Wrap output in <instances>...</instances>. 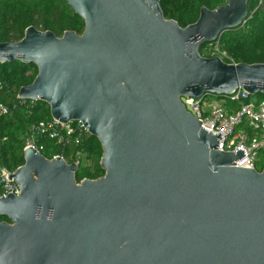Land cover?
Returning a JSON list of instances; mask_svg holds the SVG:
<instances>
[{
  "label": "water",
  "instance_id": "1",
  "mask_svg": "<svg viewBox=\"0 0 264 264\" xmlns=\"http://www.w3.org/2000/svg\"><path fill=\"white\" fill-rule=\"evenodd\" d=\"M251 0L201 8L182 28L160 0H66L85 24L62 37L34 27L0 43V64L34 67L21 101L81 123L104 176L24 150L0 198V264H264V168L218 150L181 99L264 96V64H228L201 49L245 24Z\"/></svg>",
  "mask_w": 264,
  "mask_h": 264
},
{
  "label": "trees",
  "instance_id": "2",
  "mask_svg": "<svg viewBox=\"0 0 264 264\" xmlns=\"http://www.w3.org/2000/svg\"><path fill=\"white\" fill-rule=\"evenodd\" d=\"M227 0H160L166 19L176 21L182 28L197 22L200 10L206 7L215 10ZM34 27L42 32H52L62 37L65 32H84V21L74 13L66 0H0V43H17L24 38L25 31ZM224 60L235 64H264V0H251L249 16L244 25L226 32L218 42ZM207 48V47H206ZM205 49V48H204ZM213 57L212 52L204 55ZM37 70L20 63L0 64V81L4 91L0 99L6 104L19 103V90L33 83ZM264 98V96H259ZM50 108L43 102L23 101L11 116L0 117V153L3 166L15 172L24 165V146L30 127L39 122L51 121ZM41 153L51 160L61 156L68 163L80 162L76 175L78 183L84 179L96 180L104 176L100 167L102 148L99 141L89 136L81 147H62L54 141L43 140ZM80 153L77 160L76 155ZM93 161L94 169L89 168ZM259 167V166H258ZM262 171L263 166L258 168ZM2 188L0 186V196ZM1 221H7L0 218Z\"/></svg>",
  "mask_w": 264,
  "mask_h": 264
},
{
  "label": "built area",
  "instance_id": "3",
  "mask_svg": "<svg viewBox=\"0 0 264 264\" xmlns=\"http://www.w3.org/2000/svg\"><path fill=\"white\" fill-rule=\"evenodd\" d=\"M216 45L217 50L212 52V56L224 60L226 54L220 53L218 43ZM228 64L235 63L230 61ZM4 88V83L0 81V92H3ZM181 101L186 110L202 123L205 130L213 135H222L218 145L220 152L235 153L238 150L245 152V156L236 162L237 168L257 170L259 163L264 161V98L238 90L231 96L223 98L206 96L199 100L183 98ZM22 103L20 100L19 103L6 104L0 99V117L13 115ZM88 137L89 133L81 123L64 125L52 119L30 127L24 150L32 148L41 153L43 140L54 141L62 147H81ZM79 157L80 153L76 155V159ZM76 163L80 166L79 161ZM94 166L92 162L89 169L93 171ZM11 173L13 172L3 166L0 153L2 188L0 198L9 194L20 195L19 186L10 180Z\"/></svg>",
  "mask_w": 264,
  "mask_h": 264
},
{
  "label": "rangeland",
  "instance_id": "4",
  "mask_svg": "<svg viewBox=\"0 0 264 264\" xmlns=\"http://www.w3.org/2000/svg\"><path fill=\"white\" fill-rule=\"evenodd\" d=\"M203 50H204L203 51L204 55H207V53L213 52L214 50H217V45H216L215 48L213 46H207V48H205ZM91 162H93V161L91 160ZM263 163H264V161H262L261 163H259V167L258 168H261L263 166Z\"/></svg>",
  "mask_w": 264,
  "mask_h": 264
}]
</instances>
